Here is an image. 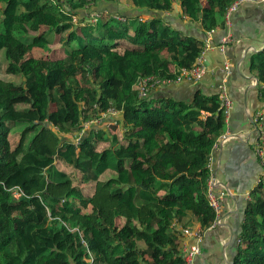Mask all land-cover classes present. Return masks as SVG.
I'll list each match as a JSON object with an SVG mask.
<instances>
[{
  "label": "trees",
  "instance_id": "obj_1",
  "mask_svg": "<svg viewBox=\"0 0 264 264\" xmlns=\"http://www.w3.org/2000/svg\"><path fill=\"white\" fill-rule=\"evenodd\" d=\"M234 1L136 0L125 21L92 23L84 11L119 1L0 0V264H184L173 225L214 220L207 161L225 119L217 95L138 98L136 84L173 80L204 49L165 14L224 30ZM249 69L264 85V51ZM109 109L121 121L84 134ZM249 197L233 264H264V188Z\"/></svg>",
  "mask_w": 264,
  "mask_h": 264
},
{
  "label": "crops",
  "instance_id": "obj_2",
  "mask_svg": "<svg viewBox=\"0 0 264 264\" xmlns=\"http://www.w3.org/2000/svg\"><path fill=\"white\" fill-rule=\"evenodd\" d=\"M119 10L134 11V9L127 10L126 4L120 5ZM180 14L178 5L173 13H167L165 17L182 33L205 42L207 32L203 31L200 25L191 24ZM139 19L144 20L143 17ZM225 26L224 30L218 27L214 30L210 45L215 47L219 45L222 37L231 35L233 41L227 47L226 56L221 55L214 48L202 54L205 64L210 69L218 70L225 59L233 65V73L227 83L233 109L228 124L219 137L224 133H229V136L211 153L215 190L224 196L221 200L220 225L214 229H202L191 216H186L184 228L202 232L201 253L196 256L195 264H233L237 249L236 239L239 237L243 223L245 195L255 188L261 174V167L253 153L257 134L252 119L257 112H264V102L261 101L260 95L264 85L250 72L249 63L254 54L264 51V2L258 5L240 6L231 15L230 26ZM220 79L219 73L213 75L207 73L198 83L183 82L168 85L153 91L151 96L155 99H173L177 102L190 103L198 93L207 97L217 95L216 87ZM117 121H121L119 112L100 119L95 124L93 121L86 122L88 126L85 127L84 124V134L95 129H105ZM66 138L73 140V137ZM176 226L181 225H173L175 230ZM176 231L181 235V249L186 237L180 231Z\"/></svg>",
  "mask_w": 264,
  "mask_h": 264
},
{
  "label": "built area",
  "instance_id": "obj_3",
  "mask_svg": "<svg viewBox=\"0 0 264 264\" xmlns=\"http://www.w3.org/2000/svg\"><path fill=\"white\" fill-rule=\"evenodd\" d=\"M264 0H235L226 10L224 15L225 25L230 26V17L231 15L242 5H258L263 3ZM105 14V13H104ZM106 15V14H105ZM92 23H96L102 19L103 13H92L89 15ZM113 18L119 21H125L123 17H117L114 15ZM214 30L208 31L205 35L204 49L201 55L197 58L195 66L191 69H181L180 72L176 75L173 80H164L161 78H157L154 76L149 77H140L137 81L136 88L138 93V98H146L147 95L154 90L160 89L162 87H166L168 85H177L183 82L187 83H198L202 80V78L207 74H215L219 73L221 79L216 87L217 90V98L219 102V111L223 115L225 119V125L228 124L230 113L233 109V101L228 91L227 83L233 73V65L225 59L223 65L218 69H210L205 64L203 59V52L211 49H217L218 52L226 56L227 47L233 41L231 35L227 34L222 37L219 45L213 47L210 45L212 36L214 34ZM116 112L114 109H109L107 113H103L99 118L93 120V123H98L100 119L106 118L107 116L115 115ZM208 117L207 114L202 115L203 121ZM254 129L257 134V142L254 145L253 153L256 161L261 167V174L257 180L256 186H261L264 188V112H257L253 119ZM88 126L87 123L85 127ZM229 133H224L220 136L213 149H217L220 143L226 141ZM77 143L78 140H75ZM207 169L209 170V177L207 179V201L210 208L213 210L215 217L212 224L208 227V230H212L218 225H220V217H221V200L223 198L222 193H218L215 190V177L213 176L211 169V156L207 161ZM255 186V187H256ZM249 193L245 195V201H249ZM176 225V224H175ZM176 230L180 231V233L185 236V242L181 244L180 254L183 259L184 264H195V258L201 253L200 243L202 241V232L200 230H193L190 228L178 227L176 226ZM236 244L240 245V240L236 239Z\"/></svg>",
  "mask_w": 264,
  "mask_h": 264
},
{
  "label": "rangeland",
  "instance_id": "obj_4",
  "mask_svg": "<svg viewBox=\"0 0 264 264\" xmlns=\"http://www.w3.org/2000/svg\"><path fill=\"white\" fill-rule=\"evenodd\" d=\"M118 1L120 2V5L126 4L127 10L128 9L130 10V9H133V6L135 5V1L136 0H127V1H125V0H118ZM120 5H118L117 8H115L116 5H108V4H105V7H102L101 6L100 9L97 10V13H103V14L105 13L106 15L109 14V13H111L113 16L114 15H117V17H122L123 16L122 13H124V15H125V13L126 14H129V15L133 13V12H126V10L125 11L124 10H119ZM116 11L120 12L121 14L116 13ZM88 13H91L92 14V11H84V13L81 16L82 17L88 16V19L91 21V18L89 16L90 14H88ZM93 13H95V12H93ZM105 18H107V17H105ZM100 20H101V21H99L100 23L105 22V19H100ZM53 49H55V45L49 47V51H51ZM59 52L62 53L63 50L59 48ZM120 52L121 53H124L125 55H129V53H130L128 51H123V50H121ZM46 53H47V51H45V50H42L41 52H35L34 51V52H32V57L33 58H39L40 56H42V55H44ZM48 54H50V52H48ZM51 56H54V53ZM67 80H68L67 75H62L60 77L57 85H59V87L60 86H63ZM194 128H195V130H199V126H195Z\"/></svg>",
  "mask_w": 264,
  "mask_h": 264
}]
</instances>
